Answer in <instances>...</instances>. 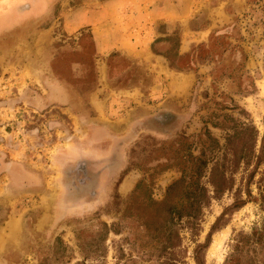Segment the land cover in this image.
Listing matches in <instances>:
<instances>
[{
	"label": "rangeland",
	"instance_id": "1",
	"mask_svg": "<svg viewBox=\"0 0 264 264\" xmlns=\"http://www.w3.org/2000/svg\"><path fill=\"white\" fill-rule=\"evenodd\" d=\"M104 1L0 0V264H197L209 232L203 264H264V0H174L181 20L154 22L152 41L192 54L181 71L159 54L109 69L92 32ZM201 150L209 200L163 226L156 202Z\"/></svg>",
	"mask_w": 264,
	"mask_h": 264
},
{
	"label": "crops",
	"instance_id": "2",
	"mask_svg": "<svg viewBox=\"0 0 264 264\" xmlns=\"http://www.w3.org/2000/svg\"><path fill=\"white\" fill-rule=\"evenodd\" d=\"M120 5L118 12L114 14V19L108 13L113 6ZM178 5V7H177ZM177 5L174 0H105L102 8L99 10L100 19L97 25V31L93 32L97 54L107 55L112 51L121 50L130 58L139 59L146 62L156 56L151 51L150 43L154 37L152 24L158 20L165 22H179L181 20V11L179 9V1ZM117 13V8H115ZM106 13V14H105ZM101 17H104L101 20ZM80 19H76L75 22ZM83 20V19H82ZM85 20V19H84ZM112 23L117 24L115 28V36L107 35V30ZM113 36V40H111ZM139 91H130L129 98L123 100L125 103L132 105V102H139L141 107L135 104V109H139L144 116L151 115L153 111H147L148 106H155L154 102L142 100L138 96ZM165 107L158 108V111L164 110ZM136 174L130 172L126 174L118 185V192L125 194L135 183Z\"/></svg>",
	"mask_w": 264,
	"mask_h": 264
},
{
	"label": "trees",
	"instance_id": "3",
	"mask_svg": "<svg viewBox=\"0 0 264 264\" xmlns=\"http://www.w3.org/2000/svg\"><path fill=\"white\" fill-rule=\"evenodd\" d=\"M87 35V34H86ZM88 36H91V33H88ZM169 40V37H157L154 39L150 45V48L153 53L162 55L168 61V65L172 69H176L178 71L184 69H193L194 64L190 59L192 57L191 53L180 54L178 51H173L172 53L169 52L171 49L166 50L164 52H159L155 44L163 41ZM178 46V38L176 37V44L175 48ZM171 53V54H170ZM93 54V53H92ZM125 60L127 58L131 59L127 55H122L118 51H113L109 54L107 59V66L110 69L114 66L116 60ZM198 58V57H197ZM170 115V113H161L156 116V120L160 122L164 117ZM170 122V121H169ZM161 124L168 123V122H160ZM205 136L206 139H209L213 143H218L215 138H213L207 130L203 132L201 135ZM205 155V151L201 150L199 156H194L191 153H188L187 159H183L180 164V173L181 176L173 181L171 184L167 186L166 194L161 202H156L157 205H166L168 208L169 217L168 219H164L163 226H167L173 223L175 218H186L189 222L195 220L199 217V214L202 210V207L207 203L209 200V195L203 185L200 184L199 179L203 175L204 169L207 166L206 158H203ZM216 187V183H213ZM105 228H109L106 223H104ZM244 233H241L236 239L235 243L232 245V253L237 252L242 244L245 242ZM210 237L211 232H209L207 238L203 243H199L195 250H194V259L197 264H203L202 253L205 249L208 248L210 245ZM230 254L233 256L234 254Z\"/></svg>",
	"mask_w": 264,
	"mask_h": 264
}]
</instances>
